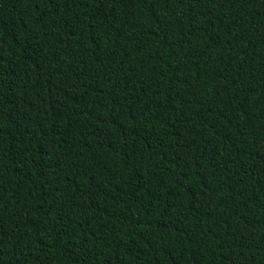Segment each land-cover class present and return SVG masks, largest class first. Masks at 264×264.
Instances as JSON below:
<instances>
[{"label":"trees","instance_id":"1","mask_svg":"<svg viewBox=\"0 0 264 264\" xmlns=\"http://www.w3.org/2000/svg\"><path fill=\"white\" fill-rule=\"evenodd\" d=\"M0 264H264V0H0Z\"/></svg>","mask_w":264,"mask_h":264}]
</instances>
